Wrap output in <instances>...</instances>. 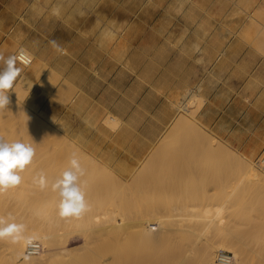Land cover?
Wrapping results in <instances>:
<instances>
[{
    "label": "rangeland",
    "instance_id": "374dc122",
    "mask_svg": "<svg viewBox=\"0 0 264 264\" xmlns=\"http://www.w3.org/2000/svg\"><path fill=\"white\" fill-rule=\"evenodd\" d=\"M250 13L255 14L254 16L258 17L257 19L260 21L254 20L253 17L249 16ZM262 23H264L263 0H0V56L15 57L18 49H24L15 44L14 39H16L18 43L38 54L41 61V69L38 67L35 70L34 67V73L42 71L40 77H37L38 81L31 85L32 89L22 85V89L19 91L20 94L30 98L28 104H33L34 108L28 106L27 108L34 113L25 116L24 110L26 108L23 107L18 108L20 113L22 110L21 115L17 109L16 112H18L19 121L21 120L23 123L30 122L32 117H34V123L38 120V123L34 124L36 135L34 136L44 138L40 143V137L37 138L40 140L37 142L35 138L23 140L17 137L19 142L30 144L35 149V156L32 163L19 172L24 177V181L22 180L19 186L9 189L15 195L0 193V221L3 222L0 227L10 226L12 221L16 219L32 218L36 222L45 223L46 227L56 231V234L69 238L70 246L73 248L84 244L85 238L80 228L85 224L96 223L93 216L96 212H101L103 208L123 211L121 207L123 206L128 210V206L129 211L137 216L142 214L139 211L141 205L143 208L140 210L143 211L147 205H159L162 200L163 206L159 205V207L163 208L165 206L166 208L170 207L174 203L188 205L194 203L201 208L205 202V204L207 202L209 204V201L213 202L210 205L214 208L213 205L220 201L217 199L219 195L231 194L232 197L242 198L245 190L250 193V196L247 197H251L249 201L253 197L255 202L245 203L248 199L243 197L245 202L240 203V199L234 206L235 209L232 213L228 208L227 211L225 210L227 213L224 211L223 217L217 216L216 218L213 216L210 219L211 222L210 220L208 222L211 226L207 227L205 231L201 232L204 228L194 229L196 233L189 234L191 236L187 237L190 238L189 244L187 239H180L179 242H184V245L180 244L186 249V252L183 251L184 253H187L188 248L191 247L199 250V246L203 244L202 240L204 242L206 239L204 236L219 229L214 228V225H217L216 220L226 225L228 221L223 222L224 219L230 218L228 216L234 214L231 219H227L230 220L231 225H236V227L233 226L234 229L254 237L249 243L264 251V177L262 181V169L259 168V171L254 173H252L253 171L246 172L245 157L247 153L237 150L220 139L206 127L207 125L199 115L206 102L200 85L206 74L204 68L206 62L218 58L225 51L248 57L250 62H260L264 59V44L261 47L258 39L254 36L260 29L264 35V24ZM198 53L200 66L199 71H196L191 69L190 60L192 55ZM175 59L177 66L174 65L171 69L167 67L168 69L165 71V65ZM16 65L18 68L21 65L17 59ZM22 68L21 65L20 69ZM175 73L179 74L183 83H169L174 79L175 76L172 74ZM161 75L163 78L160 80ZM166 75L168 89H165L164 85ZM197 75L200 83H191V78H195ZM18 80L19 77L16 82ZM197 85L200 90L198 89L192 98L195 99L199 93L202 94L201 98L190 99L189 103L191 104L192 101L194 103L192 102L193 105L189 107L194 108L198 102L196 106L198 109H195L198 118L190 117L186 121L179 120L178 114H181L182 110L178 109L177 102L182 98L183 91L186 92V89L189 90ZM59 88L64 92L73 90L77 94L71 101V109L67 112L69 122L66 121V116H52V111L57 110L58 107L64 109L56 97ZM26 90L29 91L24 93ZM189 103L188 105H190ZM109 110L119 115L122 120L115 129L114 126L112 128L111 123H106L103 118ZM40 111L46 112L48 117L40 115ZM5 112L6 110L0 111V116L5 115ZM6 115L8 114L6 113ZM177 119L180 121L179 124L187 125V121H189L188 125H195L193 126L195 131L192 132L194 137L189 138L185 135H179V133L178 135L172 134L173 132L172 135L167 133L171 125L176 123L174 120L177 121ZM191 119L192 124L190 123ZM199 119L206 126L202 125ZM128 120L130 122L126 123ZM53 126H57L64 138H70V140L78 143L79 147H75V150L74 145L68 142L69 140L67 141L66 138L61 140L63 135H53ZM96 127L98 129H95ZM196 127L200 131L199 133L205 134L203 136L207 141L198 133ZM164 134L169 135L165 138L169 144L165 148L159 149L158 145L164 139ZM15 135L16 132L10 131L0 139L9 142L16 137ZM191 140H193L191 142L192 147L199 148V153L189 151V149L183 152L182 145ZM209 142L213 143L215 149L217 147L219 150H215ZM65 143L67 145L64 146ZM172 143L177 144L176 149L173 148L174 145L171 146ZM178 146L182 151L177 149ZM228 150L236 152L228 155ZM78 151L81 155L78 154ZM81 151H86L85 153L88 155ZM204 152H208V154ZM211 152L213 154H210ZM253 157L255 160L264 158V149ZM73 158H79L77 160L84 169V175L80 177L79 184L85 193L88 210L79 218H62L59 215L60 197L58 192L53 190L52 184L70 167V161ZM143 164L147 166L146 168L142 167L146 173L144 170H138ZM92 165L93 168H91ZM206 165H208V169ZM112 166L117 167L119 172L117 173ZM209 167L211 169L213 167V169L211 170ZM137 170L146 174L144 175L146 177L143 178L142 173V176L140 172L137 173L138 176L142 177L141 181H139L141 177L135 178L139 183L141 182L138 187L136 184L138 182L133 177ZM175 170L176 173H174ZM225 170L227 171L225 172ZM238 170L243 173L239 175ZM113 172H115L114 178L111 177ZM230 174L235 176L232 177ZM257 174L259 175L256 179ZM41 175H43L46 183L44 188H41L39 183ZM238 175L242 179H238ZM127 176L130 179L133 178V181H126ZM225 178L230 180L227 181ZM112 179H118V182L117 180L112 182ZM239 180L241 182L243 180V184L238 185ZM131 181L132 184L135 181V185H131ZM113 183L118 185L117 188L120 189L118 192ZM123 183L126 187L121 185ZM232 183L234 184L232 185ZM245 184H249L247 190L244 187ZM240 185L241 187L238 188ZM134 186L137 187L136 193ZM148 186L150 188L147 191ZM231 186H234L235 189ZM237 188L240 192L236 191ZM22 189L28 193L26 202L17 198ZM204 192L211 196L210 199H204L205 202L202 199ZM253 192L256 195H252ZM146 193L148 198L150 197L149 200L144 198L147 197ZM215 196L217 197L215 198ZM140 197H143V200ZM257 199L259 200L257 201ZM123 200L131 203H125V201L123 203ZM135 202L136 205L138 203L139 208ZM191 202L193 203L191 204ZM198 202H202V204ZM166 203L168 205H165ZM250 203L251 206L254 204L253 208L250 207ZM120 205L122 206L120 207ZM134 206L136 210L138 208L137 211ZM38 208L43 209L40 215L33 211V209ZM133 209L136 212H133ZM244 214L245 216H243ZM118 217L120 218V215ZM230 224L226 226H230ZM149 227L153 229L156 227L157 229L158 224L153 222L149 224ZM220 230L223 229L220 228ZM119 236H113L114 238H109L110 241L105 243V246L112 243L111 247L117 246L112 247L115 249V253L111 251L114 255L109 252L113 255V257L111 255L112 259L108 262L109 264H152L147 260L149 252L146 249L148 246L146 245V248V243L141 241V235H139L140 237L133 234H120ZM256 238L259 241L255 240ZM5 239L6 237L0 238V243ZM115 240H119L117 244H115ZM92 245L95 246V244ZM116 249L119 255L116 254ZM194 249L191 255L198 252ZM85 250L92 252L88 247H85ZM216 252L217 250L215 255ZM229 252L233 254V252ZM195 255L191 256L189 264H201L198 261L199 254H197L198 256ZM255 259L258 261V258L254 256V261ZM75 260L79 261V259L73 260L72 258L61 261L62 264H76ZM126 260L130 262L128 263ZM97 262L94 263L98 264ZM92 263L90 262V264ZM77 264H80V261ZM82 264H89V262Z\"/></svg>",
    "mask_w": 264,
    "mask_h": 264
},
{
    "label": "bare ground",
    "instance_id": "6f19581e",
    "mask_svg": "<svg viewBox=\"0 0 264 264\" xmlns=\"http://www.w3.org/2000/svg\"><path fill=\"white\" fill-rule=\"evenodd\" d=\"M264 1V0H263ZM132 2V1H131ZM259 6V5H258ZM255 15V14H254ZM253 13H250L249 16L253 17V19L257 20L258 21V17L254 16ZM256 17V18H255ZM252 19V20H253ZM260 21V20H259ZM258 21V22H259ZM264 24V23H262ZM264 26V25H263ZM264 29V28H263ZM261 30V29H260ZM260 30L257 31L256 35L254 37H256V39H258L259 41V44L262 45L264 44V35L260 32ZM253 37V38H254ZM15 40V44L17 45H20L22 48H24L25 51H27L31 56H32V61L29 65L27 66H24L23 64L22 65V72L20 73L19 75V80L18 82H16L14 84V88L12 90L9 91V97H10V106L8 107V110H6L5 112V115H1L0 116V138H3L8 132H16V137L14 139H12L11 141H9L8 143H11V142H16V141H19L17 137H20L21 139L23 140H30V139H33L35 138V140L39 137H35V133H34V124L38 123V120L34 123V117H32L30 119V122H24L23 121L21 122V120L19 121V117H17L18 115V112L20 113V107H23V108H26L24 110V115H28V114H32L34 112H31L30 109L27 108L28 107H33L34 108V105L32 104H28L29 103V100L30 98H27L25 97L24 95L20 94V90L22 89V85L23 86H26L27 88L29 89H32L31 88V85L33 84L34 85V82L36 83L38 80H37V77H40L41 75V72L42 71H39V72H36L34 73V67H35V70H37L36 68L39 67V69H41V61L39 60L38 58V54H36L32 49L26 47L25 45L21 44V43H18V41ZM112 44V43H111ZM259 50L261 48H258ZM262 51V50H261ZM264 53V52H263ZM16 54V53H15ZM8 57V55H7ZM16 58V56H15ZM17 59V58H16ZM20 65V67H21ZM17 67V65H16ZM19 67V68H20ZM47 82V81H46ZM69 83V82H68ZM45 84V83H44ZM201 85V84H200ZM46 86V85H45ZM202 86V85H201ZM60 87V86H59ZM67 87V86H66ZM65 88V87H64ZM189 88V86H188ZM60 90H58V94L56 95V97L59 99V101L61 102V105L62 108L64 107V109H58L57 110H53L52 111V116L53 117H65L66 121L69 122V114H67V112L71 109V101H73V98L77 95L76 94V91H73V90H70V91H65L62 90L61 88H59ZM198 89H199V86H195V87H191L189 90L186 89V92L183 91L182 93V98L179 99V101L177 102V107L179 110H182V113L181 114H178L179 116V120H182V121H186V119H189L190 117L192 118H198L197 115H196V106H197V103H196V106H194V108L192 107V109L189 107L192 104V102L194 103V101L191 102V104L189 103V100L193 99L192 96L194 94H196L198 92ZM200 90V89H199ZM29 91V90H28ZM27 90L24 92V93H27L28 92ZM31 91V90H30ZM59 91H62V92H59ZM50 92V91H49ZM21 93H23L21 91ZM54 93V92H53ZM52 93V94H53ZM59 93H61V95H59ZM51 94V95H52ZM55 95V94H53ZM202 95V94H201ZM201 95L199 93V96H197L195 99L193 100H196L198 97L201 98ZM195 96V95H194ZM204 96V95H203ZM198 98V99H199ZM249 98V97H248ZM54 99V98H52ZM18 101V102H16ZM198 101V100H197ZM174 103V102H173ZM188 103L190 105H188ZM56 104V103H55ZM18 108H20L18 110ZM16 109L18 112H16ZM198 109V107H197ZM196 109V110H197ZM36 110V108H35ZM42 111V110H41ZM39 112L40 115H44L46 117H48V115L46 114V112ZM6 113L8 115H6ZM21 113H22V110H21ZM20 113V115H21ZM23 115V116H24ZM34 116V114H33ZM37 116V115H36ZM104 120L106 123H111L112 124V128L114 126V129L115 127L118 125H120V122L122 121L121 120V117L119 115H117L115 112L109 110L108 113H106L104 116H103ZM38 119V118H37ZM36 120V118H35ZM103 120V119H102ZM103 120V121H104ZM198 120V119H197ZM40 121V120H39ZM200 121V119H199ZM174 122H176L174 125L172 124L171 127L169 128V132H167L168 134L172 135V134H176L178 135H185L186 137H194V135H192L194 128L193 126H195L194 124L191 126V125H188V122L187 121V125H183L182 123L179 124L178 122V119L177 121L174 120ZM201 122V121H200ZM185 123V122H184ZM192 124V119H191V122ZM195 123V122H194ZM202 123V122H201ZM95 124V123H94ZM196 125H198L200 127L199 124L196 123ZM202 125H205L202 123ZM51 126V125H50ZM96 126V125H95ZM197 126V127H198ZM206 126V125H205ZM54 130H52V134L54 135H63L61 133V130L57 127V126H53ZM111 127V126H110ZM195 128L198 133L200 132L198 130V128ZM208 128V126H206ZM52 129V128H51ZM95 129H98L97 127ZM37 130V129H36ZM35 130V131H36ZM40 130V128H39ZM48 130V128L46 129V131ZM201 130V129H200ZM38 131V130H37ZM45 131V130H43ZM204 131V130H203ZM106 133H108V131H105ZM173 132V133H172ZM202 132V131H201ZM172 133V134H171ZM195 132V134H198ZM203 133V132H202ZM202 133H199L202 135ZM206 133V136L207 135V132ZM38 134V133H37ZM46 134V132H45ZM51 134V136H52ZM168 134H164L165 137L164 139L162 140V142H160V144L158 145V148L159 149H163L165 148L169 143V141L165 140V138L167 137ZM35 135V136H34ZM205 136V134H203ZM202 135V137H204ZM169 136V135H168ZM57 137V136H56ZM185 137V138H186ZM201 137V136H200ZM41 138V137H40ZM43 138V137H42ZM42 138H41V141L40 140H36L37 141H40V143H42ZM64 138V135L63 137L61 138V140ZM67 139V141L70 143V144H73L74 145V148L75 147H79L78 143H76L75 141H72L70 140V138L68 139L67 137H65ZM64 138V139H65ZM173 138V137H172ZM199 138V137H198ZM209 138V137H207ZM214 138V137H213ZM44 139V138H43ZM168 139V138H167ZM181 139V138H180ZM193 139V138H192ZM205 139V137H204ZM217 139V138H215ZM169 140V139H168ZM170 140H171V137H170ZM178 140V139H177ZM184 140V139H183ZM188 140V139H187ZM200 140V138H199ZM203 140V139H202ZM206 140V139H205ZM212 140V139H211ZM45 141V140H44ZM50 141V140H49ZM47 141V142H49ZM186 142V140H184ZM193 140H191L190 142L186 143L185 145H182L184 151L183 152H186L185 150H188L189 151H192V152H197L199 153L200 150L198 151L197 148H194L192 147L193 145H191V142ZM207 141V140H206ZM35 142V143H36ZM51 142V141H50ZM50 142L48 144H50ZM176 142V141H175ZM182 142V141H181ZM219 142V141H217ZM221 142V141H220ZM39 143V142H38ZM39 143V144H40ZM64 143V142H63ZM210 143V142H209ZM208 143V144H209ZM222 143V142H221ZM45 144V143H43ZM47 144V145H48ZM212 147H214L215 145L213 143H210ZM218 144V143H216ZM38 145V144H37ZM67 145V143L64 144V146ZM123 145V144H122ZM120 145V146H122ZM174 145V143L171 144V146ZM180 145V144H179ZM35 146V144H34ZM44 146V145H43ZM177 146L174 145L173 148H175ZM204 147V145H202ZM207 146V145H206ZM210 146V145H209ZM70 147V146H69ZM179 148H177L178 150L180 148V146H178ZM201 147V146H200ZM221 147V145H220ZM71 148H72V145H71ZM211 148V147H210ZM68 149V148H67ZM176 149V148H175ZM204 149V148H203ZM202 149V150H203ZM215 149V147H214ZM217 149V147H216ZM215 149V150H216ZM76 150V148H75ZM206 150V148H205ZM212 150V148L210 149ZM210 150H208L210 152ZM219 149H217L218 151ZM221 150V149H220ZM149 151V150H148ZM154 151V149H153ZM182 151V150H181ZM204 151V150H203ZM215 151V152H217ZM223 151V150H222ZM82 152V151H81ZM84 153L86 151H83ZM82 152V153H83ZM174 152V151H173ZM214 152V151H212ZM210 153V154H213V153ZM234 152V150L232 151H229L228 150V155L229 153H232ZM236 152V151H235ZM234 152V153H235ZM238 152V151H237ZM170 153V152H169ZM181 153V152H180ZM205 153V152H204ZM208 154V152H206ZM205 153V154H206ZM221 153V151H220ZM226 153V154H227ZM233 153V154H234ZM243 153V152H242ZM72 154V153H71ZM78 154L79 151H78ZM86 154V153H85ZM188 154V153H187ZM232 154V155H233ZM244 154V153H243ZM75 155V154H74ZM81 155V154H80ZM88 155V154H86ZM175 155V154H174ZM182 155V154H181ZM231 155V154H230ZM245 155V154H244ZM185 156V155H184ZM200 156V155H199ZM207 156V155H206ZM225 156V155H224ZM236 156V155H235ZM88 157V156H87ZM153 157V156H152ZM151 157V158H152ZM170 157V156H169ZM203 157V156H202ZM223 157V156H222ZM221 157V158H222ZM226 157V156H225ZM80 158V157H79ZM77 158V159H79ZM82 158V157H81ZM150 158V160H152ZM183 158V157H182ZM186 158V157H185ZM213 158V157H212ZM224 158V157H223ZM234 158V157H233ZM241 158H244V157H241ZM187 159V158H186ZM207 159V158H206ZM264 158H259L258 160H255L253 155L251 154H246V157H245V162H246V172H250V171H253L252 173L254 172H257L259 171L258 169L261 168V174H263L261 177H262V181H263V177H264ZM91 160V159H90ZM174 160V158H173ZM222 160V159H221ZM229 160V159H228ZM237 160V159H236ZM244 160V159H243ZM241 160V161H243ZM238 161V160H237ZM81 162V161H80ZM149 162V161H148ZM170 163V161H167V163ZM202 162V161H201ZM240 162V161H239ZM90 163V162H89ZM179 163V162H178ZM177 163V164H178ZM183 163V162H182ZM206 163V162H205ZM214 163V162H213ZM212 163V164H213ZM233 163V162H232ZM91 164V163H90ZM145 164V163H144ZM143 164V166L141 165L140 168H138V170H144L145 172V169H143L142 167H147ZM176 164V163H175ZM180 164V163H179ZM185 164V163H184ZM216 164V163H214ZM167 165V164H166ZM172 165V164H171ZM182 165V164H181ZM203 165V164H201ZM241 165V164H240ZM243 165L245 166V164L243 163ZM43 166V165H42ZM46 166V164H45ZM43 166V167H45ZM173 166V165H172ZM180 166V165H179ZM184 166V165H183ZM207 166V169H208V165ZM225 166V165H224ZM42 167V168H43ZM96 167V166H95ZM137 167V166H136ZM135 167V169H136ZM149 167V166H148ZM178 167V166H177ZM214 167V166H213ZM212 167V169H213ZM93 168V165L92 167ZM97 168V167H96ZM113 169L116 170V172L118 173L119 170L117 167H113ZM169 168V167H168ZM175 168V167H174ZM210 168V167H209ZM206 169V168H205ZM211 169V168H210ZM211 169V170H212ZM233 169V168H232ZM238 169V168H237ZM236 169V170H237ZM136 171V174L133 175L134 179L137 178V177H141L143 172H140V171ZM169 170V169H168ZM177 170V169H176ZM176 170L174 173H176ZM181 170V169H180ZM204 170V168H203ZM214 170H215V167H214ZM221 170V169H220ZM219 170V171H220ZM242 170V169H241ZM245 170V168H244ZM183 171V170H182ZM206 171V170H205ZM227 170H225L226 172ZM239 171V170H238ZM112 172V171H111ZM138 172H140L141 176H138L139 174H137ZM167 172V171H166ZM178 172L180 173L181 171H179V168H178ZM207 172V171H206ZM114 173H111V177L114 178ZM146 173V172H145ZM143 174V178L144 175L146 174ZM149 173V172H148ZM178 173V174H179ZM202 173V171H201ZM205 172L203 171V174ZM216 173V172H214ZM219 173V172H218ZM243 172H240L239 171V175L242 174ZM92 174V173H91ZM184 174V172H183ZM217 174V173H216ZM215 174V175H216ZM224 174V173H223ZM248 174V173H246ZM238 175V176H239ZM258 175H256V179L258 178ZM119 176V175H117ZM183 176V175H181ZM213 176V174H212ZM228 176H229V173H228ZM230 176H235V175H232L230 174ZM116 177V176H115ZM142 177L139 179V181H141ZM150 177V176H149ZM154 177V176H152ZM223 177V176H222ZM226 177V176H225ZM241 176L238 177V179H242L240 178ZM253 177V176H251ZM250 177V178H251ZM255 177V175H254ZM260 177V179H261ZM24 178V177H22ZM118 178V177H116ZM121 178V177H120ZM148 178V177H147ZM244 178H245V175H244ZM119 179V178H118ZM118 179H114V180H117L118 182ZM127 180L126 181H130L132 179H130L129 176H127L126 178ZM153 179V178H152ZM151 179V180H152ZM160 179V178H159ZM181 179V178H180ZM226 179V178H225ZM232 179V178H231ZM235 179V178H234ZM237 179V178H236ZM259 179V180H260ZM24 181V179H22ZM113 180V179H112ZM114 180L112 182H114ZM122 180V179H121ZM136 180V179H135ZM227 180V179H226ZM230 180V179H229ZM227 180V181H229ZM124 181V182H126ZM133 181V180H132ZM132 181H131V185H135L136 183L137 184V187H138V184L139 181L136 180V182L132 184ZM147 181V180H146ZM178 181V180H177ZM186 181V180H185ZM240 181V180H239ZM256 181V180H255ZM254 181V182H255ZM143 182V181H142ZM145 182V181H144ZM173 182V181H172ZM179 182V181H178ZM234 182V181H233ZM238 182V181H237ZM122 183V182H121ZM148 183V181H147ZM223 183V182H222ZM221 183V185H222ZM225 183V182H224ZM235 183V182H234ZM232 183V185L234 184ZM261 183V182H260ZM115 185V183H113ZM119 184V183H118ZM145 184V183H144ZM169 184V183H168ZM236 184V183H235ZM239 184H243V180L242 182H238V185ZM122 186L124 185L121 184ZM188 185H190V183H188ZM187 185V186H188ZM192 185V183H191ZM207 185V184H206ZM229 185V184H228ZM246 185V184H245ZM116 188L118 185H115ZM120 186V185H119ZM120 186V187H122ZM194 186V185H193ZM192 186V187H193ZM244 186V185H243ZM248 185L244 186L246 188V190L248 189ZM124 187H126V185H124ZM136 186H134L135 188ZM137 187L135 188V193H136V189ZM159 187V186H158ZM162 188V186H160ZM190 187V186H189ZM227 187V186H226ZM230 187V186H229ZM232 188L234 186H231ZM241 187L238 186V188ZM150 188V186H148L147 188V191L148 189ZM167 188V187H166ZM216 188V187H215ZM224 188V187H222ZM238 188L236 189V191L238 190ZM243 188V187H242ZM183 189V188H182ZM208 189V188H207ZM235 189V188H233ZM118 190H120L119 188H117V192ZM142 190V189H141ZM186 190V189H185ZM189 190V189H188ZM217 190V189H216ZM215 190V191H216ZM220 190V189H219ZM231 190V189H230ZM163 191V190H162ZM183 191V190H182ZM213 191V190H212ZM211 191V192H212ZM235 191V192H236ZM239 191V190H238ZM254 191V190H252ZM258 191V190H257ZM188 192V191H187ZM208 192V190H207ZM206 192V194H207ZM232 192V191H231ZM240 192V191H239ZM260 192V191H259ZM264 192V190H263ZM116 193V192H115ZM114 193V195H115ZM233 193V192H232ZM244 193V196L243 197H246L247 202H245L240 196V198H238L237 196L236 197H232V195H225V196H222L219 195V197L217 199H220L219 202H217L216 204L213 205L214 208H212V206L210 205V203H213V202H210L209 201V204L207 202V204H205V200L207 199H210L211 196L209 195H206L205 192L203 193L202 195V199L203 201L205 202L204 203V206L199 208L197 207L193 202H191V204L193 203V205H188V204H181V203H174L172 206L170 205V207L168 206L166 208V206L163 208V207H159V205H162L163 206V200H162V203H160L159 205L155 204V205H147V203H145L147 200H149L148 196H147V193H146V196L147 197H144L146 198L147 200L145 202H143L145 205H147V207H145L142 210H140L142 207V205L140 206L141 208L139 209L140 212H142V214L140 216H137V215H134L132 214L130 211H129V207L127 206L128 210L126 208H123V203L125 200H123V203H121L122 205H120V207L123 209L122 210H115L113 208H111V210H108V208L104 209L101 211V212H96V214L93 216V218L95 219L96 223L92 224H85L83 225L80 229H82V235L83 237L85 238V242L83 245H80V246H77V247H71L70 246V242H69V238H65L63 237L62 235L60 234H56V231H53V230H50L46 227L45 223H42V222H36L34 221V219L32 218H25V219H16V220H13L12 221V225H15L16 226V230H14L9 236H6V239L4 241H2V243H0V264H62L63 262L61 260H68L70 258H72L73 260L74 259H79L80 261V264L82 263H88L90 264V262H97L98 264H106L110 261L111 258V255L113 254L114 255V250L113 248L117 247V246H112L113 243L109 246H105V243H107V241L111 238H114L115 236H119L120 234H133L134 236L136 235H141V238L145 244V247L146 245L148 246V249H146V251H148V262L149 263H152V264H189V261H190V258L191 256L195 255V256H198L197 254H199V260L196 259V262L200 261L201 264H239V263H242V264H264V251L260 248H256V247H253L255 245H251V243H249L251 240L254 239V237H251L250 235H247V234H242L238 229L235 230L233 226L236 227V225H231L230 224V220H227V219H231L233 215H229L228 217L230 218H227V216H225L227 219H224V218H221V219H224L223 222H227L228 224H230V226H226V225H223L222 222L221 225H219V221L216 220L215 222L217 223V225H214V228H221L223 230H220L219 229L216 231H212L210 234H208L207 236H204L206 237V239L202 240V245L199 246V250H195L194 247H191V248H188L189 251L187 253H184L183 251L186 252V249L183 248V246L181 247V245H184V242H179L180 239H187L186 241L188 242V244L190 243V241H188L190 238H187V237H190L191 235L189 234H195L196 233V230H198L197 228H204L202 229L201 232L205 231V229L211 225H209V220L213 218V216H221L223 217L225 215V212L227 211L226 209L229 208L230 210V213L233 212V210L235 209V205L237 204V202L241 199L240 203L243 201L245 203H248V202H252L253 201V197H252V200L249 201L251 199V197L247 198L248 196H250V193H248V191H243ZM254 193V192H253ZM252 195H256V193H254ZM4 194H14L12 193L11 191L9 190H6L4 191ZM133 194V193H132ZM142 194V193H141ZM157 194V193H155ZM161 194V193H160ZM236 194V193H235ZM263 194V193H262ZM15 195V194H14ZM140 195V193H139ZM145 195V194H144ZM251 195V196H252ZM258 195V194H257ZM264 195V194H263ZM262 195V196H263ZM138 196V195H137ZM153 196V195H152ZM159 196V195H158ZM164 196V195H163ZM191 196V195H190ZM196 196V195H195ZM218 196V195H217ZM215 196V198L217 197ZM260 196V195H259ZM258 196V197H259ZM261 196V197H262ZM139 197V196H138ZM162 197V196H161ZM17 198H19L21 201H24L26 202L27 201V198H28V193L27 191L24 189H22V191L20 192V194L17 195ZM141 198V197H140ZM139 198V199H140ZM154 198V197H153ZM164 198V197H163ZM255 198V197H254ZM257 198V197H256ZM130 199V198H129ZM128 199V200H129ZM143 200V197L141 198ZM140 199V200H141ZM159 199V198H157ZM198 199V198H197ZM205 199V200H204ZM245 199V200H246ZM161 200V199H160ZM171 200V199H170ZM178 200V198H177ZM191 200V199H190ZM259 199H257L258 201ZM137 201V200H135ZM151 201V200H150ZM175 201V200H174ZM187 201V200H186ZM256 201V202H257ZM139 204H140V201L138 200ZM142 202V201H141ZM155 202V201H153ZM159 203V201H156ZM166 202V201H165ZM177 202H180V201H177ZM216 202V201H215ZM255 202V201H253ZM125 203H129L128 201ZM131 203V202H130ZM129 203V204H130ZM133 203V202H132ZM150 203V202H149ZM169 203V201H168ZM187 203V202H186ZM189 203V202H188ZM196 203V202H195ZM199 204H202V202H198ZM244 203V204H245ZM170 204V203H169ZM190 204V203H189ZM197 204V203H196ZM249 204V203H248ZM135 205H136V202H135ZM165 205H168L167 203ZM254 205V204H253ZM251 206V203H250V207L253 208L254 206ZM138 206V203L137 205ZM211 206V207H210ZM249 206V205H248ZM257 206V205H256ZM135 208V206H134ZM139 208V206H138ZM137 208V210H138ZM132 210V209H131ZM136 210V208H135ZM136 210V211H137ZM226 210V211H225ZM33 211H35L37 214H42L43 212V209L42 208H38V209H33ZM115 211V212H114ZM134 211L133 209V212H136ZM225 211V212H224ZM138 213V212H137ZM227 213V212H226ZM238 213V212H237ZM240 214V213H239ZM118 215H120V218L118 217ZM178 215V216H176ZM242 216V215H241ZM245 216V214L243 215ZM178 217V218H176ZM235 217V216H234ZM240 217V216H239ZM219 218V217H218ZM226 220V221H225ZM221 221V220H220ZM155 222L156 224H158V227L156 229H153L151 227H149V224L150 223H153ZM211 222V220H210ZM213 223V222H212ZM225 224V223H224ZM213 225V224H212ZM220 226V227H219ZM213 228V227H212ZM211 228V230H212ZM213 228V229H214ZM194 229L195 232H194ZM234 229V230H232ZM209 230V231H211ZM200 231V229H199ZM198 232V231H197ZM207 233V232H206ZM114 236V237H113ZM193 236V235H192ZM255 236V235H254ZM260 236V234H259ZM120 237V236H119ZM126 237V236H125ZM127 237H130V236H127ZM140 237V236H139ZM258 237V236H257ZM28 238H35L37 240H39L41 243H42V250L40 251L39 254H27L25 252V242H26V239ZM110 238V239H109ZM118 238V237H117ZM116 238V239H117ZM121 238V237H120ZM253 238V239H252ZM74 239V238H73ZM140 239V238H138ZM129 240V239H128ZM257 240V238L255 239ZM254 240V241H255ZM116 241V240H115ZM119 241V240H118ZM115 242V244H117V242ZM185 241V242H186ZM259 241V240H257ZM257 241H255V243H257ZM69 242V244H68ZM135 243L136 240H135ZM134 243V244H135ZM92 244H95V246H93ZM129 244V243H128ZM127 244V245H128ZM132 244V243H131ZM181 244V245H180ZM138 245V244H136ZM141 245V244H140ZM180 245V246H179ZM129 246V245H128ZM85 247H88L91 251L89 250H85L84 251V248ZM122 247V246H121ZM150 247V249H149ZM135 248V246H134ZM141 248V247H140ZM196 248V247H195ZM132 249V247H131ZM184 249V250H183ZM195 250L197 253H194L191 255V252L192 250ZM117 250V249H116ZM125 250V249H124ZM133 250V249H132ZM150 250V251H149ZM217 250V252L219 250H226V251H231L233 252L232 254V259L230 262H219L216 260V255H217V252H216V255H215V251ZM111 251H113L114 253H112ZM194 251V252H195ZM83 252V253H82ZM87 252H91V253H87ZM109 252H111L112 254H110ZM82 253V254H80ZM87 253V254H86ZM110 255H109V254ZM118 250H117V253L118 254ZM84 254V255H83ZM115 254V255H116ZM123 254V253H122ZM120 254V255H122ZM142 254V252H141ZM144 254V253H143ZM112 255V257H113ZM119 255V254H118ZM257 255V256H256ZM132 256V255H131ZM254 256L258 258V261H256L257 259H255L254 261ZM118 257V256H117ZM127 259V258H126ZM194 260V259H193ZM198 260V261H197ZM260 260V261H259ZM78 261V262H79ZM123 261V260H121ZM127 261V260H126ZM76 264L78 263L76 260H75ZM128 262V261H127ZM130 262V261H129ZM128 262V263H129ZM193 262V261H191ZM92 263V264H93ZM119 263V262H117ZM124 263V262H123ZM95 264V263H94ZM109 264V263H108ZM197 264V263H196Z\"/></svg>",
    "mask_w": 264,
    "mask_h": 264
},
{
    "label": "crops",
    "instance_id": "0c3cea01",
    "mask_svg": "<svg viewBox=\"0 0 264 264\" xmlns=\"http://www.w3.org/2000/svg\"><path fill=\"white\" fill-rule=\"evenodd\" d=\"M199 59V53L191 56L192 70L199 71ZM174 65L176 59L165 65V71ZM204 68L201 91L206 102L200 117L220 139L239 151L256 155L264 149V59L250 62L248 57L225 51L208 60ZM172 75L175 77L169 83H183L178 73ZM166 77L164 85L168 89ZM191 83H200L198 75L191 78Z\"/></svg>",
    "mask_w": 264,
    "mask_h": 264
},
{
    "label": "clouds",
    "instance_id": "9594fccd",
    "mask_svg": "<svg viewBox=\"0 0 264 264\" xmlns=\"http://www.w3.org/2000/svg\"><path fill=\"white\" fill-rule=\"evenodd\" d=\"M22 69L16 67L15 57L0 56V111L8 110L10 104L9 91L14 88ZM35 156V149L23 142H5L0 139V193L15 188L22 183L19 172L28 167ZM84 175V169L77 159L70 161L66 169L52 184L53 190L60 197L59 215L62 218H79L88 210L85 193L81 190L79 180ZM41 188L46 187L43 175L40 178ZM3 222L0 221V224ZM15 225L0 227V238L9 236Z\"/></svg>",
    "mask_w": 264,
    "mask_h": 264
},
{
    "label": "built area",
    "instance_id": "2783aa9c",
    "mask_svg": "<svg viewBox=\"0 0 264 264\" xmlns=\"http://www.w3.org/2000/svg\"><path fill=\"white\" fill-rule=\"evenodd\" d=\"M16 58L19 63L27 66L32 61V56L24 49H18L16 51ZM42 250V243L35 238H28L25 242V252L27 254H39ZM232 254L226 250H219L216 255V260L219 262H230Z\"/></svg>",
    "mask_w": 264,
    "mask_h": 264
}]
</instances>
